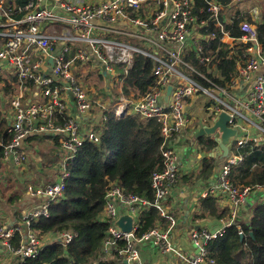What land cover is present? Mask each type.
<instances>
[{"label": "built area", "instance_id": "2783aa9c", "mask_svg": "<svg viewBox=\"0 0 264 264\" xmlns=\"http://www.w3.org/2000/svg\"><path fill=\"white\" fill-rule=\"evenodd\" d=\"M242 1L232 0L226 7L215 0H203L205 6L200 7L197 0H27L24 5L0 0V70L7 71L5 85L10 91L7 106L11 114L7 131L10 141L2 148L0 164L9 160L14 165L24 164L27 155L23 141L33 133L59 137L61 153L57 180L33 189L42 203L25 215V233L0 222L3 250L18 256L19 264L39 256L42 242L30 224L48 218L50 206L61 200L70 176L69 164L86 138H95L93 131L106 121L103 112L110 109L116 118L128 114L160 124L163 169L152 174L151 201L125 193L117 184L109 185L100 217L108 225L103 251L111 258L110 249H115L117 241H125V247L117 250L119 264H145L138 246L146 243L173 251L170 230L176 220L168 210V199L175 193L181 167L176 142L180 137L188 139L201 127L192 128L195 116L189 111V103L204 96L210 105L205 106L201 125L211 126L219 114L225 113L228 127L237 131L212 187L202 194V198L224 195L231 203V220L221 231L201 229L190 234L198 253L185 259L184 264L205 263L207 243L224 234L248 197L264 194V185L240 189L231 180L232 171L243 163L241 151L264 146V52L250 22L239 23V37L226 30L235 18L234 4ZM258 13L257 7L248 11L253 20ZM215 42L220 43L219 48L214 47ZM240 44L248 46L244 55L237 57L235 74L224 82L217 52L226 46L234 53ZM137 55L152 63L154 83L147 92L140 97H120L111 105L92 97L94 87L88 83L94 75L102 74L103 80L108 79L120 90L121 77L128 75ZM168 86L172 90L164 102ZM31 91H37L40 100L28 99ZM69 95L79 115L102 111L98 124L87 132L70 112ZM213 138L217 142L218 137ZM124 209L133 218L130 234L115 226ZM151 210L168 227L161 228L157 220L153 228L137 236L140 218ZM16 232L23 237L17 247L12 242ZM58 236L57 243L65 247L75 233Z\"/></svg>", "mask_w": 264, "mask_h": 264}, {"label": "trees", "instance_id": "16d2710c", "mask_svg": "<svg viewBox=\"0 0 264 264\" xmlns=\"http://www.w3.org/2000/svg\"><path fill=\"white\" fill-rule=\"evenodd\" d=\"M17 5H24L27 0H7ZM229 6L231 0H215ZM204 7L203 0H197ZM260 17L254 22L258 44L264 52V4H260ZM235 13V18L227 24L226 30L231 36L239 37V23H253L251 17ZM215 42L214 47L219 48ZM247 44H240L234 53L226 46L220 47L217 56L220 58L218 68L224 82H229L235 74L238 56H243ZM152 63L142 55L135 56L134 64L128 75L121 77L122 92L144 94L152 86ZM120 71L119 67H116ZM99 79H105L102 74ZM10 94V91H9ZM106 121L93 131L95 138H86L69 164L70 176L61 200L49 208L48 218L31 222L30 229L39 238L49 234L73 232L75 237L67 246L55 243L39 253L36 259L25 264H119L116 260L117 250L123 249L126 242L119 240L112 257L108 258L103 251V242L108 238V225L100 220L105 207V195L109 185L117 184L125 193H131L147 201L153 199L151 177L163 169L160 124L154 120H145L137 116L124 115L116 118L112 110L103 112ZM6 126L0 124L2 145L10 141ZM0 143V144H1ZM200 149L210 153L217 148L214 138L204 137L197 141ZM243 163L231 173L232 183L240 189L254 185H264V146L247 147L242 151ZM215 159L202 160V168L196 175L178 177L186 183L188 180L206 181L214 175ZM195 219L219 217L225 212L216 211L215 198L201 202ZM230 217V213H229ZM160 216L151 210L140 218L136 235L146 233L154 227ZM22 236L16 232L13 244L17 247ZM205 264H264V202L258 203L248 218V222L234 220L228 225L222 237L207 243Z\"/></svg>", "mask_w": 264, "mask_h": 264}, {"label": "crops", "instance_id": "0c3cea01", "mask_svg": "<svg viewBox=\"0 0 264 264\" xmlns=\"http://www.w3.org/2000/svg\"><path fill=\"white\" fill-rule=\"evenodd\" d=\"M231 1L230 4L232 3ZM256 2H258V0H243L238 6L234 4L236 13L249 16V9L258 6H256ZM259 17L255 20L251 18L253 21L251 24L254 27V22L258 20ZM5 79V73L0 70V124H4L6 126L5 130L8 131L11 114L9 107H3L2 105L6 98L9 100V90L5 85ZM200 98L201 97H198L189 103V111L192 116L196 117L194 118L192 128H196L197 125L199 127L202 126L201 121L205 117L203 112L205 110L203 109L204 101ZM28 99L40 100L39 93L37 91H31ZM68 99L70 112L76 119L81 120L84 131L86 127L89 130L90 127L93 128L98 124L102 114L100 109L94 110L88 114L79 115L75 110L70 95ZM197 115L202 117H198ZM193 135L194 131L188 139L180 137L176 142V149L180 157L181 165L179 177L196 175L202 168V160L209 157L215 159L214 175L206 181L194 179L184 183L182 179H180V183L174 195L168 199V210L173 214L176 220V225L170 230L173 251L157 249L150 243L139 245L140 260L145 264H184L185 259L195 257L198 253V248L190 238L192 231L201 229H206L209 232L221 231L223 230V225L231 220L229 217L231 203L224 195L202 198V194L212 187L215 181V175L223 159L218 158V148L207 153L200 149L199 146H196V142L192 140ZM58 140L59 137L51 133H33L23 141V151L27 155V161L24 164L19 166L14 165L12 160L4 161L0 164V222L4 226L19 227L24 233L27 230L25 228V215L38 208L42 203V198L33 194V189L36 186H45L57 180V165L61 156ZM41 141H48L49 149L45 150L41 148V145H39ZM1 142L2 139L0 138V143ZM7 162L8 164H6V168L4 169V171L7 172L3 173V170H1L2 164ZM30 172H34V175H36V179L33 183L35 187H21L22 181L31 179V174L25 176L23 173ZM208 198H215L216 211L225 213L219 217L195 219V214H197L200 208L199 205ZM257 200H260L258 203L264 202V194L255 193L248 197L244 204L237 210L234 220L247 223L253 207L258 204ZM158 225L165 229L168 227V223L164 219L158 220ZM58 237V234L49 233L41 236L40 239L43 250L57 243ZM0 264H19V257L6 252L0 247Z\"/></svg>", "mask_w": 264, "mask_h": 264}, {"label": "water", "instance_id": "95a60500", "mask_svg": "<svg viewBox=\"0 0 264 264\" xmlns=\"http://www.w3.org/2000/svg\"><path fill=\"white\" fill-rule=\"evenodd\" d=\"M51 63V60H49ZM172 86H168L166 89V95L164 97V102H167L171 94ZM228 116L225 113H221L213 120L211 126L202 125L197 132L194 133L192 140L197 142L199 138L204 137H218V158L224 159L227 157L229 148L231 146L232 139L237 135V131L228 127ZM115 226L125 234H130L133 228V218L128 213L127 210H123L115 222ZM126 264V263H124Z\"/></svg>", "mask_w": 264, "mask_h": 264}, {"label": "rangeland", "instance_id": "374dc122", "mask_svg": "<svg viewBox=\"0 0 264 264\" xmlns=\"http://www.w3.org/2000/svg\"><path fill=\"white\" fill-rule=\"evenodd\" d=\"M260 4H264V0H258V2H256V6L258 7V9H259V16H260V11H261V6H260ZM258 16V17H259ZM1 71L3 72V73H5V75H6V73H7V71L6 70H4V69H1ZM88 85L89 86H93L94 87V92L93 93H91L92 94V97H94V98H96V99H100V100H102V101H105V102H107L108 104H112V103H114L116 100H118L119 101V99H120V97H122V98H125V97H129V96H132V97H135V96H141V95H139V94H136V93H134V92H130L129 94H123V92H122V90H121V88H120V90H118V86L117 87H115V84H113V83H110V81H108V79L107 80H101V79H99V77H97V76H93L91 79H90V81H89V83H88ZM202 101H204L203 102V109H205V106H209L210 104L207 102L208 101V98H206V97H204V96H202L201 98H200ZM7 103H8V100H7V98L4 100V102H3V107H6L7 106ZM204 112V114H206V112H205V110L203 111ZM198 117H202V116H199V115H197ZM205 116V115H204ZM196 118V117H195ZM204 123L205 124H209V120L208 119H205L204 120ZM99 128H100V126L98 127V129L97 130H99ZM88 131V128L86 127L85 128V132H87ZM188 137H190V136H188ZM39 145H41V148H43V149H49V143H48V141H41V142H39ZM196 146H199L198 145V143L196 142ZM45 157V156H44ZM6 164H8V162L7 163H3L2 164V169L1 170H3V173H6L5 171H4V169L6 168ZM11 167V166H10ZM9 167V168H10ZM25 176H27L28 174H31L30 175V178L31 179H28V180H25V181H22V184H21V187H23V188H27L28 186H33V183H34V181H35V179H36V175H34V172H30V173H23ZM27 179V178H26ZM33 187H35V186H33ZM258 202H260V200H257V203ZM172 214V213H171ZM173 215V214H172Z\"/></svg>", "mask_w": 264, "mask_h": 264}]
</instances>
